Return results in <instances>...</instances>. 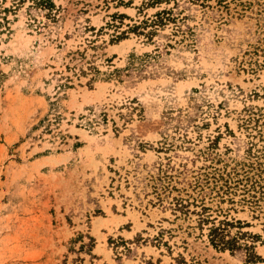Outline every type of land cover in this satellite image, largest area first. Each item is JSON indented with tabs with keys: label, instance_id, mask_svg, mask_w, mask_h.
<instances>
[{
	"label": "rangeland",
	"instance_id": "374dc122",
	"mask_svg": "<svg viewBox=\"0 0 264 264\" xmlns=\"http://www.w3.org/2000/svg\"><path fill=\"white\" fill-rule=\"evenodd\" d=\"M0 264H264V0H0Z\"/></svg>",
	"mask_w": 264,
	"mask_h": 264
},
{
	"label": "trees",
	"instance_id": "16d2710c",
	"mask_svg": "<svg viewBox=\"0 0 264 264\" xmlns=\"http://www.w3.org/2000/svg\"><path fill=\"white\" fill-rule=\"evenodd\" d=\"M163 19H165L164 17H161L160 15L156 16L155 20H150L149 22L151 24H157V25H162L163 24ZM144 25H147V21H143ZM139 26H134L135 29H137ZM151 34V32H148V34ZM222 229L218 226H215L213 228L210 229V239L212 241V243L215 246H221L222 248H233L235 246L236 242H233V239H225L224 234L222 233Z\"/></svg>",
	"mask_w": 264,
	"mask_h": 264
}]
</instances>
